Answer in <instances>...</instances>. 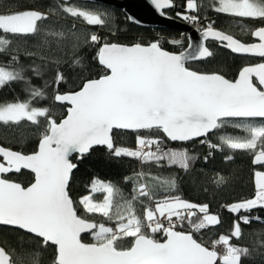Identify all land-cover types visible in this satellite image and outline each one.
<instances>
[{
  "label": "snow or ice",
  "instance_id": "snow-or-ice-1",
  "mask_svg": "<svg viewBox=\"0 0 264 264\" xmlns=\"http://www.w3.org/2000/svg\"><path fill=\"white\" fill-rule=\"evenodd\" d=\"M151 3L161 15L164 9L174 6L173 0ZM202 7V0H186L185 11L177 13V17L199 25ZM211 7L219 14L259 20L261 26L256 28L240 25L242 32L257 37L259 42H242L216 29L214 22L197 28L200 41H190L178 52L166 50L159 39L131 44L104 42L97 56L108 72L85 80L79 90L57 91L53 100L69 104L59 121L50 108L34 106L46 100L47 94L25 77L23 67H13L19 63L18 55H12L8 65L0 64V87L23 81L28 93L26 100L0 103V122L19 125L28 121L39 127V118H44L38 149L31 154L0 146V156L6 161L0 163V225L33 235L41 247H54L52 264H240L241 255H247L248 249L230 241L242 235L240 222L249 223V216L241 215L230 235H221L212 247L206 246L194 233L218 224V216L209 213L207 204L175 195L173 177L134 172L125 177L132 184L127 196L116 184L94 179L89 194L78 201L85 212L83 216L78 214L77 202L69 193L71 175L77 167L72 155L83 157L93 146H105L116 158L137 159L142 166L166 163L188 170L193 157L187 149L168 148L166 141L186 142L216 133L219 143L206 139L201 143H208L212 150L253 153V163L264 165V0H213ZM60 9L88 26L106 27L109 21L105 11L64 5ZM53 14L51 10L35 8L9 7L0 11V53L11 49L12 38L43 37L37 45L40 48L49 43L48 37H63L62 31L41 30V24ZM210 38L235 54L260 57L261 62L242 67L235 79L192 70L189 62L213 56L204 43ZM100 39L91 33L84 43L99 44ZM170 43L179 45L181 41ZM25 55L36 56L37 52ZM79 63V59L74 61ZM31 70L37 77L42 75L39 66ZM63 80V74L57 72L55 82ZM229 128L240 132L230 133ZM114 130L137 133V147L116 146ZM142 130H155L159 135L142 136ZM22 169L34 174L28 186L4 178V174L20 173ZM218 182H225L224 178ZM255 185L254 198L232 203L231 212L264 207V171L255 172ZM96 194H102V199H96ZM97 215L99 220L95 219ZM185 225L188 231L178 230ZM82 233H90L94 242L84 243ZM157 234H163L164 239H156ZM124 240L130 242L129 246H121ZM219 244L224 245L223 254L216 250ZM0 264L22 262L19 257L13 260L12 253L0 246Z\"/></svg>",
  "mask_w": 264,
  "mask_h": 264
},
{
  "label": "trees",
  "instance_id": "trees-1",
  "mask_svg": "<svg viewBox=\"0 0 264 264\" xmlns=\"http://www.w3.org/2000/svg\"><path fill=\"white\" fill-rule=\"evenodd\" d=\"M175 12L168 15L177 17V13L185 11L184 0H173ZM199 2V0H198ZM203 7L200 9L201 21L214 22L215 28L233 34L242 41H247L249 35L241 31V24L244 26H254L252 18L250 21H243L228 14H219L214 20L211 19L213 13V2L202 0ZM60 5L73 6L82 10H100L109 14V21L106 27L88 26L80 18H73L65 14ZM9 7L35 8L40 11L51 10L54 14L50 20L41 24L42 31L63 32L64 36L48 37L49 43L46 46L37 48L42 43L43 37L12 38L11 49L8 52L0 53V64L8 65L12 55L19 56V63L13 67H23L24 75L36 87L44 88L47 99L38 102L34 106L48 107L57 121L65 114V104L57 103L53 100L54 94L59 91H74L80 87L83 81L98 77L104 73V68L96 59L97 48L104 42L149 43L159 39L162 46L169 51H179L186 45V37L181 31L169 27H143L130 22L125 13L115 7L85 0H0V11ZM206 17L207 19H204ZM180 19V18H178ZM181 21H184L180 19ZM185 22V21H184ZM75 25V27H73ZM75 32L76 35L72 33ZM91 33L99 35V44H85L84 40ZM77 37L79 39H77ZM179 40L181 44L175 45L170 41ZM78 45V47H74ZM206 46L213 53L212 57L203 60L189 62V67L199 72H217L226 78H234L238 69L247 63H251L259 58H252L243 55H236L214 42H206ZM26 52H37L36 56H27ZM43 56L45 59H41ZM79 59V64L74 61ZM59 61V64H57ZM39 66L42 75L37 77L32 72V68ZM57 72L64 76V80L56 83ZM27 85L23 81H15L0 87V103L14 102L16 100H26L28 93L25 91ZM40 119V126L33 125L32 122L22 121L19 125H4L0 122V144L28 153L35 149L40 137V131L44 127V118ZM228 132L240 130L227 129ZM142 136L155 138L158 136L155 130L152 132L142 130ZM137 133L130 130H114L113 140L116 146L136 148ZM211 143H219L218 134L213 133L208 137L193 139L186 142L166 141V147L174 149H187L193 157L188 170L180 168L178 165L163 166L154 164L141 165V162L134 158H116L109 154L105 146H93L83 157L76 154L71 157L72 162L77 165L73 169L69 193L74 201L78 214L85 215L82 206L78 203L80 198L89 194L91 183L94 179L105 182H112L119 186L125 195H130L132 184L125 181V177L133 175L134 172L144 171L150 173L152 177L168 178L173 177L176 181L175 195L196 204H207L209 213L218 216L219 223L209 225L199 233H194V237L206 246H210L213 240H218L221 235H230L234 224L239 221L241 215L249 216V223L240 222L242 235L239 238L233 237L231 244L248 249L247 255H241L240 264H264V207L258 206L249 212L241 210L233 213L228 205L234 201L245 200L254 196L256 187L254 185L255 171H261L264 165L253 163V153L244 150H212L208 143H201V140ZM147 150V147L145 148ZM259 150V145L258 149ZM207 157V159H205ZM230 157V159H229ZM7 179L14 180L27 185L32 180V174L26 170L20 173L12 172L4 174ZM223 177V183L218 182ZM96 199H102V194H96ZM91 215V214H87ZM198 215H200L198 213ZM259 219H256V218ZM95 219L99 220L97 215ZM195 219V218H194ZM188 231L187 225L183 227ZM82 241L90 240L89 233L81 234ZM156 239H162V234H157ZM122 247L129 246V241H121ZM0 246L5 247L12 253L13 260L18 257L21 262L31 264H52L55 255L54 247H41V242L33 235L28 234L10 226L0 225ZM218 253L224 251V245L216 247ZM37 253L39 256L37 257ZM218 264H222L219 261Z\"/></svg>",
  "mask_w": 264,
  "mask_h": 264
},
{
  "label": "water",
  "instance_id": "water-1",
  "mask_svg": "<svg viewBox=\"0 0 264 264\" xmlns=\"http://www.w3.org/2000/svg\"><path fill=\"white\" fill-rule=\"evenodd\" d=\"M85 1H90V0H85ZM94 2L103 3V4L115 7L117 9L123 11L125 13V15L127 16L128 20L130 22L138 25V26H143V27H169V28H174V29H177V30H179L181 32H184L185 33V37H186V45L184 46V48L187 47V45H188V43L190 41L193 42V43H197L201 39V33L199 31H197L196 29L192 28L186 22L181 21L180 19H178L176 17H172V16L166 14L165 12H164V15H161L160 14V10H157L154 7V5L151 3V0H94ZM216 29H218V28H216ZM251 37L253 38V41L248 42V43L259 42L257 37H253V36H251ZM208 40H213V39L210 38ZM116 43H119V42H116ZM204 43H205V46H206V41H204ZM102 44L103 43H101L99 46H101ZM121 44H126V43H121ZM219 45H221V44L219 43ZM99 46H98V48H99ZM98 48H97V52H96V59H97V61L99 63L98 56H97ZM223 48H225V47H223ZM225 49L228 50L229 52H231V50H229L227 48H225ZM173 52H178V51H173ZM231 53H233V52H231ZM233 54H235V53H233ZM236 55H244V56H249V57L256 58V56H253V55H250V54H236ZM259 62H261V60L257 61V62H253V63H248V64L242 65L238 69V71H237L236 75L234 76V78H232V79H235L238 76V72H239V70L242 67L247 66V65H251V64H255V63H259ZM102 67L104 68V73L99 75L98 77L90 78V79L99 78L100 76H102V75H104V74H106L108 72V70L103 65H102ZM203 73H217V72H203ZM228 79H230V78H228ZM81 86H82V84L80 85V87ZM79 88H77L76 90H79ZM76 90H74V91H76ZM68 92H71V91H68ZM61 93H66V92H61ZM57 103H61V102H57ZM63 104H65V114L60 119H62L66 115L67 108L69 107V104L67 102H63ZM194 139H197V138H194ZM38 142H39V139H38V141L36 143V146H35V149L33 151L38 149ZM0 146H2V145L0 144ZM3 147H6V146H3ZM6 148H10V147H6ZM10 149L13 150V151H18L16 149H12V148H10ZM33 151L25 153V154H31ZM75 154L76 153H74L73 155H75ZM76 155L79 156V154H76ZM0 163H5L6 164V161L3 160L2 156H0ZM23 170H26V171H28V172H30L32 174V180L27 185H25V186H28L30 183L33 182L34 174L31 172V170H28V169H23ZM12 181H14V180H12ZM163 239H164V236L160 240H163ZM83 242L84 243H92V242H85V241H83ZM54 258H55V255H54ZM22 264H31V263L22 262Z\"/></svg>",
  "mask_w": 264,
  "mask_h": 264
},
{
  "label": "flooded vegetation",
  "instance_id": "flooded-vegetation-1",
  "mask_svg": "<svg viewBox=\"0 0 264 264\" xmlns=\"http://www.w3.org/2000/svg\"><path fill=\"white\" fill-rule=\"evenodd\" d=\"M212 2H213V0H211ZM184 5H186V0H184ZM213 11H215L214 10V8H213ZM164 12L167 14V13H169V12H175V9L173 8V6L172 7H168V8H166V9H164ZM216 12V11H215ZM178 13H180V12H178ZM181 13H182V11H181ZM177 15V14H176ZM219 16V13H213L210 17H211V19H215V18H217ZM239 19V18H238ZM241 20H243V21H250L249 19H246V18H240ZM251 22H253L254 23V26L252 27V28H256V27H259V26H261V22L259 21V20H255V19H251ZM209 23H211V22H209ZM206 24H208L207 22H204L203 23V25H202V27L204 26V25H206ZM221 30V29H220ZM226 32V31H225ZM227 33H229V32H227ZM229 34H231V33H229ZM233 35V34H232ZM235 37V36H234ZM235 38H237V37H235ZM251 41H253V38L251 37V35H249V39L247 40V41H242V42H251ZM206 42H214L215 44H217L218 46H220V47H222L221 45H219V43L217 42V41H214V40H207ZM244 56V55H243ZM249 57V56H248ZM252 58H254V57H252ZM256 58H259L260 60L262 59V58H260V57H256ZM260 60H257V61H260ZM257 61H254V62H257ZM251 63H253V62H251ZM248 64V63H247Z\"/></svg>",
  "mask_w": 264,
  "mask_h": 264
},
{
  "label": "rangeland",
  "instance_id": "rangeland-1",
  "mask_svg": "<svg viewBox=\"0 0 264 264\" xmlns=\"http://www.w3.org/2000/svg\"><path fill=\"white\" fill-rule=\"evenodd\" d=\"M253 160H254V155H253ZM257 171H259V170H257ZM257 171H255V172H257ZM261 171H264V168L261 170ZM254 185H255V173H254ZM255 187H256V185H255ZM255 195V194H254ZM83 197V196H82ZM251 198H254V196H252ZM248 199H250V198H248ZM240 201H243V200H239V201H234V202H232V203H235V202H240ZM232 203H230L229 205H228V208L230 209V205L232 204ZM211 214V213H210ZM89 235H90V240L91 241H93V239H92V237H91V234L89 233ZM94 242V241H93ZM223 252L224 251H222V252H220V254H223ZM220 263H222L221 261H219Z\"/></svg>",
  "mask_w": 264,
  "mask_h": 264
},
{
  "label": "built area",
  "instance_id": "built-area-1",
  "mask_svg": "<svg viewBox=\"0 0 264 264\" xmlns=\"http://www.w3.org/2000/svg\"><path fill=\"white\" fill-rule=\"evenodd\" d=\"M190 25H191V24H190ZM202 25H203V24H202V21H201V24H199V25H191V27L197 29V28H201ZM144 147L146 148L147 146L145 145ZM214 241H215V240H213V241L211 242V246L213 245V242H214Z\"/></svg>",
  "mask_w": 264,
  "mask_h": 264
}]
</instances>
